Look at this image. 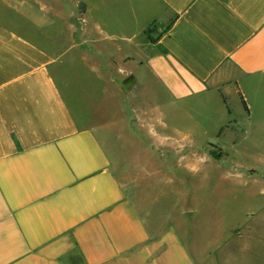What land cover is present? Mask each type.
I'll use <instances>...</instances> for the list:
<instances>
[{"label": "crops", "instance_id": "obj_1", "mask_svg": "<svg viewBox=\"0 0 264 264\" xmlns=\"http://www.w3.org/2000/svg\"><path fill=\"white\" fill-rule=\"evenodd\" d=\"M90 5L105 10L98 35ZM77 62L105 78L99 123L65 90ZM209 101L235 146L264 123V0H0V264H199L196 208L174 205L173 182L122 181L110 151L127 172L139 155L192 154L194 131L167 117Z\"/></svg>", "mask_w": 264, "mask_h": 264}, {"label": "rangeland", "instance_id": "obj_2", "mask_svg": "<svg viewBox=\"0 0 264 264\" xmlns=\"http://www.w3.org/2000/svg\"><path fill=\"white\" fill-rule=\"evenodd\" d=\"M89 14L90 30L98 35L97 24H102L105 29V10L90 5ZM82 65L77 62L75 69L66 74L65 80L72 87L65 90L67 94H70L68 90L76 92L82 104L88 103L93 111L89 121L99 123L106 117L105 78L102 77L104 81L100 83L98 74ZM211 102L191 107L188 121L176 122L179 114L167 117L170 127L182 125L194 131L190 144L194 146L192 154L168 152L167 156L156 154V159L147 154L139 155L142 159L140 171L127 172L110 151L112 167L125 182L134 179L139 182H173L167 190L174 205L194 206L197 210L190 219L189 241L194 251L199 247L196 252L199 264H264V123L254 122L253 129L241 136L240 145L235 146L228 133L218 138L214 131L213 125L216 126V119H221L223 105L218 102L208 107ZM71 103L77 105L75 100ZM101 108L103 111L99 116L97 112ZM108 108V114L117 115L116 107L111 105ZM231 108V118L241 123L247 116L244 107L232 103ZM156 125L160 127L159 123ZM134 129L138 146L153 143L145 129L139 126ZM162 130L173 134L170 128L162 127ZM102 139L107 146L105 138ZM160 143L157 145H166L165 141ZM213 153L220 154V157ZM164 162L167 163L164 165ZM183 182L189 184L184 186Z\"/></svg>", "mask_w": 264, "mask_h": 264}, {"label": "trees", "instance_id": "obj_3", "mask_svg": "<svg viewBox=\"0 0 264 264\" xmlns=\"http://www.w3.org/2000/svg\"><path fill=\"white\" fill-rule=\"evenodd\" d=\"M243 104H244V107H245V109L246 110H248V105H247V103H246V101L244 100V98H243ZM214 155H215V157H217V158H219L220 157V154H216V153H213Z\"/></svg>", "mask_w": 264, "mask_h": 264}]
</instances>
